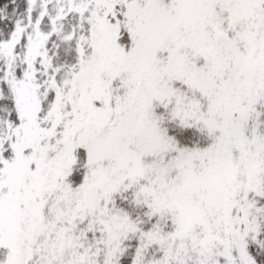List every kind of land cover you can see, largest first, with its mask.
Instances as JSON below:
<instances>
[{
	"label": "snow or ice",
	"instance_id": "6c2138e0",
	"mask_svg": "<svg viewBox=\"0 0 264 264\" xmlns=\"http://www.w3.org/2000/svg\"><path fill=\"white\" fill-rule=\"evenodd\" d=\"M0 264H264V0H0Z\"/></svg>",
	"mask_w": 264,
	"mask_h": 264
}]
</instances>
